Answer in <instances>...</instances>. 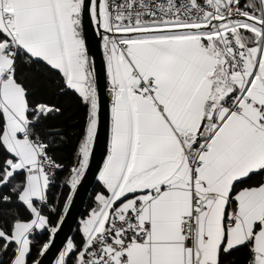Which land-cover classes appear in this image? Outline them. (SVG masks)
I'll return each instance as SVG.
<instances>
[{
	"label": "snow or ice",
	"instance_id": "snow-or-ice-1",
	"mask_svg": "<svg viewBox=\"0 0 264 264\" xmlns=\"http://www.w3.org/2000/svg\"><path fill=\"white\" fill-rule=\"evenodd\" d=\"M0 264H264V0H0Z\"/></svg>",
	"mask_w": 264,
	"mask_h": 264
}]
</instances>
